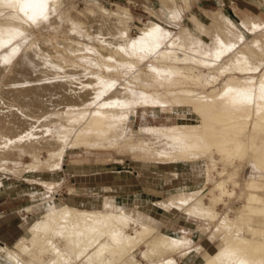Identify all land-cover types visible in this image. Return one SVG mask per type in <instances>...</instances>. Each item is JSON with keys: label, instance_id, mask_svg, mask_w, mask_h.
<instances>
[{"label": "bare ground", "instance_id": "1", "mask_svg": "<svg viewBox=\"0 0 264 264\" xmlns=\"http://www.w3.org/2000/svg\"><path fill=\"white\" fill-rule=\"evenodd\" d=\"M9 1L17 3L21 11L31 19H39L50 5L54 7L57 4V0ZM161 1L167 10L166 22L172 25L176 24L181 16L176 1ZM218 3L219 6H222L223 0H218ZM188 4L190 3L188 2ZM97 6L102 8L104 13H111L105 6ZM10 7L12 6L10 5ZM15 13H17L16 10ZM112 13L119 16L118 19L121 20L116 35L119 38H128L127 42L119 44L114 50L116 57L121 59L122 57L119 55L121 52L128 59L137 58L139 51L152 53L156 64L149 67L148 71L156 75L164 74L165 76L167 74L165 77L169 78L168 76H170L171 78L169 84L173 82L175 86H178L172 88V85L171 87L168 85L167 93L171 95V98L166 104L171 106L180 104L188 108L192 114L196 115L199 124L145 125L134 131L131 127L128 128L127 114L124 113L125 104L134 103L131 98L128 99V95L126 96L127 87L121 88L122 90L125 88V92L123 91L124 94L121 96H126L127 100L125 97L120 100V96L115 94L116 90L122 87L120 86L115 89V92H112L115 95L110 94L108 98L105 96L106 99L102 101L98 99L102 89L94 86L100 82L93 84L94 79L86 78L85 81L75 83L74 85L78 86L73 87L71 81L74 80L70 78L64 80L65 82L62 81L63 79L55 81L58 77L55 78L56 75L52 74L53 69H47V67L44 72L40 71L47 75L51 74L47 82L36 83L40 80L36 81L35 79L21 87L23 82L19 84L17 82L26 79V77L25 74L22 75L23 70L20 68L24 66L26 72L34 71L30 64L32 62L30 57L33 56L31 53L32 56H25L24 59L19 60L20 62H16L18 70L14 71L15 74L12 78L16 87L14 86L10 99L6 98L12 103L8 104L5 98L0 95V120H4L6 125L15 131L20 128L26 131L25 145L29 147L33 157L38 155L41 149L40 143L45 142V139L48 143L46 146L44 145L45 149L47 148L49 151L61 149L62 152L65 145L71 142H92L95 144L96 138L114 139V137H118L120 139L111 145L115 149L140 152L146 157L155 155L158 158L167 159L171 163H208V165L205 164L207 172L201 185L188 186L189 191L181 190L182 192L177 193L176 200H168L165 205L168 208L181 209L184 213L211 222L216 220L219 215L218 205H228L227 212L218 219L216 225V231H223L224 243L219 249H216L215 253L202 258L199 264H264V228L254 225V217L262 216L264 218V194H262L264 192V40L259 36H254L249 41H243L244 35L242 34L243 31L249 34L256 25L253 23L249 28L248 18L242 23H237L221 9L215 13L216 16L212 13L215 18L206 14V18L202 19L205 26L201 25L200 19L190 15L191 21L198 23V28L195 27L193 30L189 26L181 27L182 29L180 28L179 33H176L175 37L174 34L172 39H170L169 31L155 21H150L140 27V34L134 39H129L125 27L126 20L131 19L128 10L122 9L117 13ZM194 31L200 32V35H196ZM200 36H206L209 41ZM167 37L169 39L166 41L169 43L166 45H169L165 46V49H159V45H162L163 40ZM161 39L163 40L161 41ZM187 46L192 50L191 52L198 55V58L185 54L184 57L177 55L176 48L184 50L187 49ZM189 46H195V49ZM225 53H228V58L224 59L226 64L223 67L215 66L216 58H220ZM40 59L39 61H44V59ZM128 59L126 58L125 61ZM62 62V60H57L55 63L58 64H56L57 67L60 64L63 67L65 64ZM129 62L131 63V60ZM132 62L135 63V61ZM178 62L180 63L178 64ZM192 63L211 69L212 71L208 70L210 80L206 83L201 81L203 73L200 69L195 73L194 67L191 66ZM35 71L34 73H36ZM215 71L220 75L232 74L235 71L244 77L239 81V78L232 75L218 88L216 87L218 76L213 74ZM175 74L184 80L172 78L171 75ZM39 78H41L40 75ZM233 81L235 84H230ZM164 82H161L162 85ZM183 82L186 84L192 82L203 89L205 84L211 85L209 89H205L206 93L203 94V91L182 88ZM161 83L159 82L158 85ZM133 91L135 92V90ZM140 93V97H142V91ZM162 96L160 94L159 97L162 99L164 95ZM92 100H94L93 106H96L91 111H87L86 107L83 109L84 104L93 102ZM145 100L142 101L144 105L146 104ZM156 102L163 104L161 100ZM18 105H23L24 110H20ZM49 106L55 108L53 113L46 110L42 115H34L36 111L48 109ZM42 116L45 117L44 123L40 119ZM40 129L46 131L45 137L40 135ZM2 134L0 131V138H2ZM259 135H262V140L260 139V144H257ZM34 144L38 145L33 146ZM2 148L3 146L0 144V153L3 152ZM248 154L250 155V165L259 172V175L258 179L250 178L242 184L246 198L241 206L235 208L229 203V199L236 194L235 189L241 186L237 179L238 172L235 171L238 167L235 161L243 160ZM8 158L7 154L0 155V165ZM17 165L20 166L18 163ZM24 165L28 164L24 163ZM209 169H215L216 180L212 179L213 174L208 173ZM207 182H210L208 187L205 186ZM48 184L54 185L55 182ZM42 204L43 214L29 227L26 236L12 247L0 244V262L5 264H131L128 260L132 259L136 264H142L140 260L132 257V253L137 243L149 241L148 252L140 254L148 264H179L176 259L171 257L153 261L151 253L157 252L159 248L171 250L185 249L188 246V242L185 240L160 234L158 221V223H154L155 221L153 222L150 217H141L136 212H129L123 207L112 211L77 208L68 204L55 205L50 197L43 199ZM26 211L32 212V208L28 207ZM232 225H236L234 231H232ZM157 234L160 236H155ZM57 237L65 240V249L69 250H63L58 246L55 242Z\"/></svg>", "mask_w": 264, "mask_h": 264}, {"label": "rangeland", "instance_id": "2", "mask_svg": "<svg viewBox=\"0 0 264 264\" xmlns=\"http://www.w3.org/2000/svg\"><path fill=\"white\" fill-rule=\"evenodd\" d=\"M3 1L0 3V95L5 98V101L8 102V104L12 103V101L8 99H10L13 89L16 87L12 81L15 74L14 71L16 72L18 70L16 62H20L25 56L30 57L32 54L33 56H31L33 58L30 57L32 59L30 64L34 68V71L36 69V73H34L33 70L26 72L23 66L20 70H23V73H21L22 75L25 74L24 76L26 79L20 80L17 84L23 82L21 85L22 87L23 85H26V83H30L35 79L36 81L40 80L36 83L47 82L51 77V74H49V76L46 73H42L47 67V69H53V73H51L56 75H54L55 78L58 77L55 81H59V79L66 81L67 78H70L71 80H74L71 81V84L74 85L75 83L78 84L85 81L86 78H91L92 80L94 79L92 81L93 84L100 82L101 86H99L100 84L94 86H97L96 88L99 87L98 89H102L98 98L102 101L106 99V97L108 98L110 94L112 95V92H115V89L122 86L119 88L120 91H118L119 89L116 90L117 92H115V94L120 96V100L125 99L128 95V99L131 98L134 101L133 104L127 103L125 104L126 106H124V113L127 114L126 124L128 125V128L131 127L134 131L136 128L145 125L163 126L172 124H199V120L188 108L183 107L180 104L174 106L166 104L171 98V95L167 93L168 85H170V87L172 85V88L178 86H175L173 82L172 84H169V79L171 78L170 76H168L169 78H166L165 76H167V74L165 76L164 74L156 75L153 72L148 71L149 67L155 66L156 64L152 53L139 51L137 58L128 59V57L121 52L119 55H121L122 58L119 59L116 57L117 55L114 50L119 44L127 42L128 38H119L116 35L119 31L117 28L121 20L118 19L119 16L112 12L117 13L122 9L128 10L131 19L126 20L125 27L127 28L129 39L136 38L140 34L139 28L148 24L150 21H155L157 24L160 23L163 28H166L169 31V34H171L170 39H172L174 34L175 37L179 33L181 27L189 26L193 30L195 27L198 28V23H193L190 15L200 19V21H202L201 25L205 26L203 20L206 18V14H210L211 16L214 14L216 16L215 13L222 9V11L227 13L232 20L237 23H242L248 18L247 21L249 28L253 23L256 25L254 29L250 30L249 34L245 31L242 32L244 35L243 41H249L254 36H259L264 40V16L259 13V9L253 8L254 11L257 12L255 13L248 9H239L235 4L222 7L219 6V3H213L214 5L211 9H205L199 7L200 5L197 0H185V2H183V0H175L181 16H179L180 18L178 22L176 24L173 23L174 25H172L171 23L166 22L167 10L163 7L161 0H57V4L54 7L49 4L50 6L46 12L41 14L39 19L29 18L21 11L17 6V3H13V0V2L9 0H6L7 2ZM188 2L190 4H188ZM10 5L12 7H10ZM97 5L105 6L111 11V13H104V10ZM15 10L17 13H15ZM208 10L213 11L208 12ZM10 12L11 14H9ZM215 16L213 17L215 18ZM194 33L198 36L200 35V32L198 31H194ZM236 34L238 35L239 32L237 31ZM201 38L209 41L206 36H202ZM7 39L10 41L8 42ZM168 39V37L164 40L161 39L164 43L162 45L160 44L161 46L159 45V49H165V46L169 45H166V43H169L167 42ZM189 47L195 49V46ZM176 50L179 57H184L185 54L187 56L189 55L198 58V55L191 52L192 50L189 49L188 46L187 49L180 50L176 48ZM227 54L228 53H225L220 58H216L215 66L223 67V65L226 64V60L224 59L228 58ZM40 58L44 59V61H39L41 60ZM126 58L128 59L127 61H125ZM57 60H62L65 65L63 64L64 66L62 67V64H60L59 66L62 68L59 66L57 67L58 64L55 63ZM130 60L131 63L129 62ZM132 61H135V63ZM39 62L40 64H38ZM179 63L180 62H178V64ZM191 66L194 67L193 71L195 73H197L198 69L202 71L203 79L201 81L206 83V81L210 80L209 71L211 69L209 70L207 67L203 66L200 67L194 63H192ZM36 67L42 70H38ZM213 74L218 76L216 83V87L218 88L226 82V79L232 77V75L235 78H239V81L244 77V75L236 73L235 71L228 75L227 73L220 75L219 73H216V71L215 73L213 72ZM39 75L41 78H39ZM171 77L178 80L183 79L177 74L171 75ZM101 80H104L103 82L105 85ZM162 80L167 82H164L165 84L163 83L162 85ZM159 82L161 83L160 85H158ZM230 84H235V82H230ZM210 85L211 84H205L203 89L192 82L190 84L188 82L187 84L183 82L181 86L184 89L188 88L191 90L203 91V94H205V89H209ZM75 86L78 85H74L73 87ZM123 87H127L126 92L125 88L123 90L121 89ZM129 89H133L135 92ZM140 90L143 93L142 97H140ZM123 91L126 93V96H124L125 98L122 97L124 94ZM160 94L161 96L164 95V98L162 99L165 100H162L161 97H159ZM166 96L169 98H166ZM143 97L145 99L148 97L149 99L147 98L145 100ZM125 100H127V98ZM144 100L146 101L145 105L142 102ZM160 100L163 104L156 102ZM92 101L93 102H89L88 104L85 103L83 109L86 107L87 111H91L93 107L96 106H93L94 100ZM164 101H166L165 105ZM17 107L20 110H24L23 105H18ZM46 110L49 113H53L55 108L49 106L48 109H43L38 112L36 111L34 115H42ZM44 116L40 118L42 119L41 121L45 119ZM12 130V127H8L4 120H0V131L3 133L2 138H0L3 152L0 153V155L4 153L7 154V157L9 156V158L2 161L3 164L1 163L0 165V175L18 178L19 180L24 179L32 186L31 192H33V195L31 196V203L38 204V208L34 209L29 215V226L27 227V230L34 221L43 214V199L50 197L55 205L68 204L77 208L109 209L112 211H116L120 207H123L129 212H136L141 217H150L153 222L155 221L154 223L159 222L158 227L160 234L163 233L188 242V246L185 249L164 250L159 248L157 252L151 253V259L153 261L171 257L176 259L179 264H199V261L201 263L202 258L212 255L215 253L216 249H219L223 245V231H216V225L219 221L218 219L227 212L228 205H218L219 215L217 216V219L212 222L198 218L195 215H190L186 212L184 213L181 209L176 210L175 208H168L165 205L168 200H176L178 198L177 193L189 191L188 186L196 184L201 185L202 181L205 180V174L207 172L205 164L208 165V163H171L168 162L167 159L158 158L155 155L153 157H146L140 152L126 149H115L111 145L114 141L116 142L120 139L118 137H114V139L108 137L107 139L106 137L96 138L95 144L91 142V140L94 141V139L90 140L91 143L86 142L87 144L84 142H71L70 144L65 145V149H63L62 152L60 151L61 149H52V151L47 150V148L45 149L44 145L46 146L48 144L45 139V142L40 143L39 147L41 149L39 148L38 155L33 157L29 147L25 145V140L27 139L26 131L21 128L17 130L18 132ZM39 133L43 137L46 136V131L44 129L42 131L40 129ZM257 139L258 142L256 141V143L260 144L262 135H259ZM37 145L34 144L33 146ZM55 154L56 156H54ZM249 154L243 160L238 159L235 161V164H238V167L235 170L238 172L237 179L241 184L239 188L235 189L236 194L229 199L230 205L235 208L241 206L246 198V192L242 189V184L250 180V178L258 179L259 172L255 171L250 165ZM34 161H39L38 163L41 164L39 165ZM16 162L20 164V166H18ZM24 163L28 165H24ZM55 164L56 168L54 167ZM105 170H112V173H106L107 175H110L108 178L109 180H107L106 177L103 178L104 180H107V183L110 182V189L106 191H98V189H94L99 187V184H97L98 180L95 181L96 184H89L88 187L96 193L95 195L84 194L83 192H85V189L79 190V186L86 187L82 181L94 183V175H90L89 172H102ZM209 170L208 173L213 174L212 179L216 180L217 176H214L215 169ZM33 172L46 173L47 181L42 183L37 181V179L33 178ZM63 172H67V176H70V174H73V176L62 182L60 177H62ZM78 172L79 174L84 173L87 175L80 177L77 175ZM102 175V173L95 174L96 178H99V176ZM89 178L92 182H89ZM56 180L61 181L59 182L60 185L58 191ZM35 182L44 186L45 189H41L39 185L35 184ZM49 182H55L56 184L50 185L48 184ZM209 185L210 182H207L205 186L208 187ZM71 187H73V189H71ZM69 192H73L71 193L73 195H69ZM75 193L80 194L76 196ZM262 194H264V192H262ZM72 196L80 199L72 198ZM254 220V225L264 228V218L262 216L254 217ZM235 228L236 225H232V231H234ZM26 234L27 232L25 235ZM155 236L159 237L160 235L157 234ZM55 242L61 249H65V240L61 237H57ZM149 244V241L147 243H137L135 250L132 253V257L140 260V263L146 264V259L143 257L141 258L140 254L141 252H148ZM65 250L69 249L66 248ZM187 252L189 253L184 254ZM128 261L131 262V264H136L132 259Z\"/></svg>", "mask_w": 264, "mask_h": 264}, {"label": "crops", "instance_id": "3", "mask_svg": "<svg viewBox=\"0 0 264 264\" xmlns=\"http://www.w3.org/2000/svg\"><path fill=\"white\" fill-rule=\"evenodd\" d=\"M139 1V0H138ZM199 7L205 8V9H211L213 5L216 3L213 0H197ZM143 2V1H142ZM264 0H234V4L237 6V8L241 9H248L251 12H255L253 8L259 9V13H261L264 16ZM214 3V4H213ZM213 11V10H208ZM257 13V12H255ZM63 170V168H62ZM61 170V171H62ZM34 173V179H37V181L45 182L47 181V174H43L44 172H33ZM102 173V176H99V178H96L95 174ZM106 173H112V170H105V171H95V172H89L90 175L93 176V182L94 183H88L86 181L84 182L85 186L87 187H81L79 186V190L85 189L84 194H90L95 195L96 193L92 190H90L89 184H96L95 181H98L97 184H99V187L94 188L98 189V191H106L110 189V182L107 183L106 181L109 180L108 178L110 175H107ZM80 177H84L87 174H77ZM49 176V175H48ZM73 174H70V176H67V172L62 173V177H60V180L63 182L64 180H67L71 178ZM107 180H104L105 178ZM86 179V178H84ZM60 180H56L58 186L57 191L59 187ZM89 182H92L91 179H88ZM35 184L39 185L41 189H45L44 186L41 184L35 182ZM56 184V183H55ZM88 184V185H87ZM43 187V188H42ZM32 186L30 183L24 179L19 180L18 178H11L6 177L3 175H0V244L5 245L7 247L14 246L21 238H23L25 233H28L27 227L29 226V215L31 214V211H26L28 207L32 208V211L34 209L38 208V204H32V198L33 195L31 192ZM73 189V187H71ZM75 189V188H74ZM92 191V192H91ZM81 192V191H80ZM73 192H69V195ZM80 193H75L76 196H78ZM75 199H80L73 197ZM29 229V228H28ZM0 264H3L0 262Z\"/></svg>", "mask_w": 264, "mask_h": 264}, {"label": "built area", "instance_id": "4", "mask_svg": "<svg viewBox=\"0 0 264 264\" xmlns=\"http://www.w3.org/2000/svg\"><path fill=\"white\" fill-rule=\"evenodd\" d=\"M218 4V0H213ZM222 1V0H221ZM234 4V0H223L222 7L224 6H232Z\"/></svg>", "mask_w": 264, "mask_h": 264}]
</instances>
